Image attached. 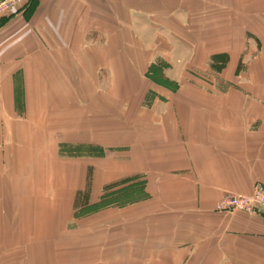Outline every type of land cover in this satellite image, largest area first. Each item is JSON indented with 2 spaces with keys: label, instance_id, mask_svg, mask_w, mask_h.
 <instances>
[{
  "label": "crops",
  "instance_id": "crops-1",
  "mask_svg": "<svg viewBox=\"0 0 264 264\" xmlns=\"http://www.w3.org/2000/svg\"><path fill=\"white\" fill-rule=\"evenodd\" d=\"M197 1L186 0L183 6L182 0H34L25 20L18 15L0 29V147L26 127L22 133L35 141L30 146L35 153H58L62 144L54 142V132L77 117L75 107L81 115L85 107L106 122L122 118L141 147V154L133 145L129 158L122 154L123 161L135 163L127 177H139L147 194H161V181L170 176L171 190L184 192L180 202L197 196L194 201L203 208L194 214L202 219L196 233L180 223L172 226L166 243L172 257L162 250L156 262L147 264H264V214L208 212L224 192L249 195L254 185H264V0ZM159 39L162 48L148 55ZM183 51L201 84L193 75L180 77L182 69L169 75L176 67L166 60L172 54L183 57ZM115 75H123L124 82L118 78L116 83ZM128 76L138 77L142 86L131 85ZM5 94L23 99L27 119L16 129L7 114V106L15 103L7 102ZM63 106L66 115L75 108L73 119L63 118ZM116 106L123 107V114ZM131 114L138 119H129ZM106 132L114 137L112 127ZM81 134L80 129L73 135ZM90 134L74 143L103 146L97 131L91 128ZM1 148L0 154H13L12 148ZM79 162L68 164L76 171L75 182L81 181L77 174H84ZM102 167L88 164L98 181ZM14 178L9 180L10 200L17 208L21 196ZM17 213L14 209L5 217L13 242L7 244L0 234V241L3 236L6 241L0 251L11 254L0 264H145L143 258L132 259L126 245L116 250L108 237L101 247L99 242L85 249L79 230L73 233L77 237L53 246L41 241L44 233L39 235L44 224L47 234L57 228L54 233L60 235L63 227L54 225L50 213L36 212L22 230ZM31 232L39 242L19 243L16 236Z\"/></svg>",
  "mask_w": 264,
  "mask_h": 264
},
{
  "label": "rangeland",
  "instance_id": "rangeland-1",
  "mask_svg": "<svg viewBox=\"0 0 264 264\" xmlns=\"http://www.w3.org/2000/svg\"><path fill=\"white\" fill-rule=\"evenodd\" d=\"M195 2V4L198 3L197 0ZM30 5L23 7V11L20 10L12 15L0 18V29L7 22H12L13 18L18 15H23V19L25 20L26 15H29V11L32 9H28ZM182 5L186 6V0H182ZM2 22L4 23L2 24ZM155 43L154 46L148 48V55H150L151 50L153 54L158 53L155 48L160 49L164 44L163 42L161 43V39H159V42L156 40ZM180 55H183V57H177L172 54L166 60L168 65L174 62L176 67L169 75L171 76V74L173 75L182 69L180 77H184L185 75L186 78H189L193 75L196 82L201 84L202 78L195 76L191 72V63L186 65L185 52L183 51ZM156 66L157 64L151 66L150 70L153 71ZM203 77L208 78L205 75ZM118 78L119 83H121V79L124 82L123 75H115L116 83H118ZM147 78L150 80L149 76ZM131 80V85H134L136 88L142 86L138 77L135 76L133 78L132 76H128L129 83ZM149 80L146 84H149ZM139 93L140 97L141 94L143 97L142 90ZM144 94H146V91ZM148 94L149 92L146 94L147 97ZM4 98L7 102L12 101L15 103L11 107L7 106V114L16 129L22 124L20 121L23 120L25 122L27 119L24 104L21 105L23 101L22 96L13 94L12 97V95L7 94L6 96L5 94ZM75 108L76 114L79 116L77 115L73 119ZM75 108L69 107L68 110H71V113L66 115V106H63V118L69 120L67 117L71 116L73 120L70 122L71 124L64 126L60 133L54 132V142L58 143V145L62 144L58 149V153L56 151L55 154L50 155L35 153L36 150L30 147L35 141L31 138H25L24 133H22L26 127L20 128L22 130H19L21 133L20 137H17L15 132H13L12 138L9 137L7 140H3V143L7 142L9 145L7 147H0L1 150L12 148L10 150L13 151V154H0V234L3 233L7 237V244L13 242V235H11L12 227L8 222H5V217L10 216L14 209L19 211L17 213L19 217V230L26 227V223L33 214H36L38 211H47L50 213L54 225L63 227L61 230L59 229L60 235H55L54 232L57 228H51L52 233L47 234L46 232L49 230V227L45 224L42 225L39 235L44 234L40 236L41 241L48 242L53 246L61 242L63 238L77 237L73 233L79 230L83 231L82 236L84 240L82 242L84 243V248L86 249L87 247L88 250L93 249L99 242L101 247L103 242H106L105 238L108 237L109 243L113 244L116 250H122L125 245L126 247H130L131 258H137V262H140V258H143L145 264L150 260L156 262V255L159 253L161 256L160 251L166 249H168V253L165 251L164 256L168 254L171 256L172 246L166 243L169 242L167 233L172 229V226L176 228L177 223H180L181 225L188 226V228L191 227L196 233L195 225L202 222L201 218L194 215L196 213L200 214L203 211L200 204L194 201L198 197L194 196L189 202H180L184 192L180 190L175 191L176 187L171 190L168 186L170 176L164 177L163 181H161V185H164L161 187V194L156 191L147 194L144 183L139 177H127L132 173L135 163L123 161L122 159V154L124 156L127 155L126 153L129 152V147L132 145L137 146L141 154L140 143H136L137 137L133 138L130 136V126L122 121V118H119L115 123L106 122V118L102 120L101 118L92 117V114L87 113L85 107L82 115L81 110L79 114V109L81 108ZM115 110L118 114H123V107L116 106ZM81 116L82 123L80 124ZM129 119H133L132 121H134L138 119V115L131 114ZM75 121H77V124H74ZM80 125H82L83 129ZM110 127L113 128V138H109L107 137L108 135L104 134L107 133L106 130ZM91 128L97 131V142L103 143V146L91 143H74L75 141L90 139L91 134H96H90ZM80 129L83 134L81 136L78 135L79 137L74 136V132L78 133ZM93 139L96 140V138ZM28 141L31 143L26 147ZM142 148H144V145H142ZM21 151H23V154H20ZM127 157L129 158L128 155ZM136 157H138V154ZM47 158L50 161L46 162ZM76 160L81 161L79 162V166L81 165L84 171L82 175L77 174V177L81 178L79 182H75L74 174L76 171L68 169V164H73ZM91 163L92 168L103 165L101 169L103 171H100L103 174L99 181L96 179V174L88 168V164ZM62 164H64V169L61 167ZM12 176H15L14 179H18L19 188L17 194L21 196V201L17 203V208L12 207L10 200L11 187L9 180ZM102 183L105 185L102 186ZM80 187L82 188L81 190L78 189ZM254 188L255 185L249 195L224 192L208 212L212 211L214 214L219 213L222 216L233 215L236 212L248 215L264 214L262 211L247 212L235 207L226 209V211L218 210L219 201L225 196H251ZM173 215L175 218H173ZM22 222L24 225L21 224ZM5 224L8 225L5 226ZM109 229L113 230L110 231ZM71 232L72 234H69ZM173 232H175L176 236V229H173ZM4 236L0 241V250L6 246ZM17 237L21 239L19 243L22 244L29 241L39 242L37 235L32 234V232L31 235L19 234ZM174 242L177 245L176 239ZM74 243L75 241L72 244ZM26 253V251H20L19 255ZM32 253L38 254V252L33 251ZM10 256V252L0 251L1 260H8Z\"/></svg>",
  "mask_w": 264,
  "mask_h": 264
},
{
  "label": "built area",
  "instance_id": "built-area-1",
  "mask_svg": "<svg viewBox=\"0 0 264 264\" xmlns=\"http://www.w3.org/2000/svg\"><path fill=\"white\" fill-rule=\"evenodd\" d=\"M33 0H0V18L12 15L27 7ZM239 208L244 211L264 212V185L256 184L251 196L227 195L219 201L218 210Z\"/></svg>",
  "mask_w": 264,
  "mask_h": 264
}]
</instances>
